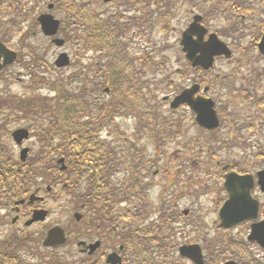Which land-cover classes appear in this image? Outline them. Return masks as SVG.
<instances>
[{"label":"trees","instance_id":"trees-1","mask_svg":"<svg viewBox=\"0 0 264 264\" xmlns=\"http://www.w3.org/2000/svg\"><path fill=\"white\" fill-rule=\"evenodd\" d=\"M63 2L67 10L74 14L79 27L83 26L84 22L90 26L92 35L90 43L96 53L103 54L100 60L105 58L107 81L113 96L109 102L105 103V107L101 106L102 115L95 117L94 108L88 101L86 91L72 93L63 84L65 80L60 79L56 85L58 94L56 103L51 104L46 100L33 99L26 102L30 105L29 111L22 109L21 103H18L19 106L15 107L22 110L13 111L12 114L20 112L25 118L29 114H34L42 120L50 114V124L47 128L42 126L39 132L43 147L48 145V148L58 153L59 156L67 157L70 164L77 161L82 167L83 163L86 165L91 163V174L83 184V188L91 191L81 192L78 195L80 198L78 203L93 205L97 209V214L105 219L115 221L118 215H122L128 221V230L123 233L127 238L123 243L129 252L126 257L130 264H174L179 243L174 238L172 222L178 217L177 213L175 211L169 214L165 211L160 212L158 222H153L151 212L146 206L139 207L137 212L129 206L121 211L117 209V206L122 203L131 204L133 197L139 196L140 183L136 179L137 174L133 168L121 187L114 182L112 172L117 168L118 162L123 163L125 156L118 155L115 151L117 147L105 141L109 140L108 138L102 140L100 135L104 129L113 128L119 131L116 121L120 118H135L140 125L139 132L156 133L160 116L156 91L162 81L155 84L153 96L149 82L143 79L149 70H152L154 77L157 78L161 66L155 57L152 60L147 57L135 59L125 41L126 33L133 28V24H138L142 29L144 22L147 23L150 17L146 15L143 19L138 18L140 21L144 20L141 24L137 22V19L125 22L124 14L118 11L104 19L92 4L88 12L83 4H78L77 0H63ZM92 2L93 0L90 1ZM121 7L146 14L148 2L147 0H122ZM183 75H186V72ZM92 88L98 89V85L94 84ZM151 97H154V102L151 101ZM40 101H43L42 106H37ZM169 124L174 133L176 123L170 121ZM139 136V133H136V139ZM119 138L128 141V145L124 146L130 151L127 160L134 165L136 158H134L133 144H131L133 139L125 135H120ZM79 149L81 152L72 157V150L79 151ZM39 156L30 159L26 164H21L11 156L10 150L6 147V161L3 156H0V208L6 207V201H11L22 193L29 192L38 180L42 183L48 182L49 176L54 173H57V179H62V173L54 169L57 164L50 155L41 160ZM76 165L77 163H74V166ZM82 175H84L83 172L76 174L79 180H83ZM68 176H70V171ZM72 181L73 179L70 182ZM17 189L19 192L16 191ZM135 235L138 239L153 236L154 240L152 242L139 241L135 248L132 240ZM208 245L211 248L210 242ZM25 247L26 244L17 239L0 237V264H29L22 253ZM56 264L62 263L57 262Z\"/></svg>","mask_w":264,"mask_h":264},{"label":"flooded vegetation","instance_id":"flooded-vegetation-1","mask_svg":"<svg viewBox=\"0 0 264 264\" xmlns=\"http://www.w3.org/2000/svg\"><path fill=\"white\" fill-rule=\"evenodd\" d=\"M41 0H0V84H6V77L9 76L10 67H6V46L19 52V63L26 62L33 66L37 63V49L32 48V41L42 36L39 17L43 14L40 7ZM179 10L182 14H187L188 19L194 18L196 15L206 19L205 26L213 29L234 52H238L237 71L241 78L238 82V89L232 90L231 93L239 95L243 93V108L239 109L234 105L228 107L231 113L230 122H232V137H237L236 147H242L246 153L237 158H233L232 171L240 176L254 175L255 183L252 192L253 199L259 202V218L256 221H247L242 224L245 228L252 229L258 223L264 221V178L260 180L258 172L264 169V0H178ZM51 4L47 5L46 12L50 9ZM21 14L20 20L16 21L12 14ZM31 16H28V15ZM12 25L18 29L17 35L12 33ZM21 36V37H20ZM15 39V40H14ZM45 44V60L46 63H54L58 52L57 49L49 43ZM14 41H18L19 45H14ZM237 91V92H235ZM0 99L6 100V90L0 91ZM242 111V113H239ZM254 114L257 123L251 122ZM256 129V132H255ZM261 131L263 134H261ZM253 133V134H252ZM151 141H134V153L137 157L147 154L146 164L138 166V170H144V178L149 181V173L153 170L154 165L150 159V143ZM139 147H147L146 150H139ZM252 149L258 151V155H252ZM242 163L244 166H236ZM258 168V169H257ZM255 169H257L255 171ZM158 178L160 172L157 171ZM153 174V176H155ZM229 188L236 189L237 194L233 196V207L251 215L256 210V205L249 197V191L253 185L250 178L239 179L231 177L229 180ZM25 205V204H24ZM29 205V204H26ZM37 206H21L15 213L18 216L17 225L21 222L26 214L32 215ZM137 209L138 205L134 204ZM106 224V223H105ZM264 229V224L260 225ZM98 230L102 239L86 240L85 245L80 249L85 253L86 257L95 261L106 260L109 254L118 252L122 255V244L120 238L109 232V226ZM115 229V228H114ZM93 229L88 228L87 233H93ZM249 237V236H248ZM243 242L242 249L234 246L232 249L238 254L244 256L249 263L256 258L258 264H264V250L255 243ZM101 241L99 250L93 255L90 254V245ZM110 244V245H108ZM122 250V251H121ZM235 255L240 258V255ZM123 256V255H122Z\"/></svg>","mask_w":264,"mask_h":264},{"label":"rangeland","instance_id":"rangeland-1","mask_svg":"<svg viewBox=\"0 0 264 264\" xmlns=\"http://www.w3.org/2000/svg\"><path fill=\"white\" fill-rule=\"evenodd\" d=\"M102 1V0H101ZM103 5V4H102ZM120 5V0H117L115 3L110 5H103V10L107 11L109 14H112L117 6ZM137 14L134 15V17H138ZM58 17L62 21L66 19V15L58 10ZM187 14H181L178 16L176 20L173 21V26L175 27L174 31L169 34L163 33L161 27L159 24H156L153 28V33L150 35V41L149 43L144 37L137 36L135 40H129L131 47L134 48L132 50L133 54H136L137 56H143L147 53H151L153 56L155 55L157 59L167 57L170 61L169 64H167V69L171 72H176L178 69H181L180 67H183V53L180 51L179 44H178V38L177 34L181 29L184 28V26L187 23L188 20ZM63 26H65V23L63 22ZM77 30L73 27L72 35H75L74 31ZM64 35V33H62ZM133 35V32L130 34ZM129 35V38H130ZM15 40V39H14ZM33 45L38 49H42L44 44L46 43V40L42 37H37L32 41ZM146 47H149L147 50ZM66 52L69 53L70 56H72V68L65 69V70H54L52 69V72L47 71L46 69L42 70L41 73L46 76V78L50 81L55 80L57 76H65L68 77L71 74H73L75 71L79 69L78 62L83 57L82 51H80L79 47L75 42H68L66 47L64 48ZM182 58V61L179 62V60ZM88 62V60H87ZM227 70V69H226ZM10 75L13 77L16 76L13 80H11L10 84H6V88L9 89L11 94H22L24 92V88L30 84L31 77H26L25 70L22 68L21 65L14 68ZM18 75V76H17ZM92 76V73L90 74ZM152 78V77H151ZM176 82H179L180 80L175 75ZM18 79H22V82H19ZM188 85V82L185 83V86ZM1 87V84H0ZM43 94H48L49 92L47 90L42 91ZM166 95H170V91L168 90H161L158 92V100L159 102H162V112L163 116L165 118H170L172 116L178 117L181 120L182 128L183 130L187 131V134L189 137L191 136H198L199 131L193 126L192 120H191V114L189 111H183L179 113H172L169 110V106L165 105L163 103V98ZM98 98L101 100V102H104L107 100L108 96L104 93H101ZM95 102L97 101V96L93 98ZM121 128H124L127 132L130 129H134L135 123L134 121L131 122H120ZM29 126V123L27 121H14L9 126L8 129H11V131L19 128V127H27ZM34 132L35 130L30 129ZM106 137H113V132L110 131V133L105 134ZM185 140L183 138L179 139L177 143H170L167 145V155L171 158L168 163L169 165H166V167L170 168V172H179V173H186V180L188 178H194L196 180V183L200 187H204L205 191L207 190L206 187L210 189L211 185L216 181L215 176V165L216 161L212 159V155L215 153V149H209L205 146H199L195 151H191L190 149L183 147ZM8 144L14 148L12 141H8ZM29 145L35 150L38 151L40 149V142L37 137H32V140L30 141ZM14 151L16 152V156L19 155L20 149L14 148ZM153 155H155V148L152 149ZM180 157V160H179ZM193 180V181H194ZM164 185L162 182L155 188L154 195L157 199V202H155V206L159 207L160 203L159 200L161 199V195L164 191ZM204 191V192H205ZM58 191H55L53 195L51 196L52 199H50V202L47 204V208L51 211V215L46 222L47 224H44L40 227H34L31 228V232L36 231L38 233V236L40 237V240L42 239L43 234L47 229L54 225H60L64 227L68 231V227L72 224V219L74 218V212H73V206L68 204V195H64L63 199L60 200H54L53 196L57 195ZM50 197V198H51ZM193 196H188L187 199H184L182 204L191 207L193 206V203L190 201ZM214 194H211L209 192L208 195H203L202 201L200 203V210L199 214L201 216H208L210 218L209 223L206 217H204L205 223L211 225L213 223V216L211 214V207L212 202L214 198ZM169 198V196H168ZM196 207V206H194ZM183 210V209H182ZM6 215L5 212H0V219ZM182 225V223L180 224ZM20 228H23V225H19ZM180 228V226H179ZM200 230H206V227L204 224L199 225ZM214 231V230H213ZM73 244L70 245L66 249H60V250H48L45 253V256H47L48 260L51 261V259L59 255L63 257L65 254L68 253V251H72L75 257H80L77 254V250ZM41 251L43 249L40 248ZM35 253V254H34ZM27 259L36 263H42L41 259L39 257V253L37 251H32V253L26 255ZM68 259L70 260L71 257L69 256Z\"/></svg>","mask_w":264,"mask_h":264},{"label":"water","instance_id":"water-1","mask_svg":"<svg viewBox=\"0 0 264 264\" xmlns=\"http://www.w3.org/2000/svg\"><path fill=\"white\" fill-rule=\"evenodd\" d=\"M42 22H43L44 30L46 31V33L54 34L55 32H57L58 26H59L58 21L53 22V21H51V19L44 17ZM184 38L187 40L188 43L191 44V42H189V40H188L189 39V33L188 32L184 34ZM186 51L188 52V57L194 62V64H197L196 59H195L197 52L192 50V49L186 50ZM203 53H204V57H208L207 61L204 64V67L207 68L212 62L213 54L212 53L209 54L208 48H206L203 51ZM68 63H69V61H68V58L66 57V55H62L61 59L59 61V65L64 66V65H67ZM191 92L192 91L185 92L182 96L178 97L176 99L175 103L173 104V106L178 107L180 104L188 102L192 106L193 109L198 111V113H199L198 122L202 126H205L209 129H213L214 126H216L218 123H217V119H216V114L213 110L212 103L210 101L198 103L196 101H192V100L187 99L188 95L186 96V94L191 93ZM27 133L28 132L26 130H19L16 133H14V137L17 141L20 142L24 138H27ZM27 152H28V150L23 151V153H22L23 158L25 157ZM226 207L222 210V214L224 216L227 214V211H228V210L224 211L226 209ZM226 226L230 227L231 225H226ZM64 243H65L64 232L60 229H56L54 231L52 230L49 233V236L45 242V245H52L53 246V245H59V244H64ZM181 252L185 256H188L191 258L193 257L194 260L198 264H201V255H200L201 249L200 248L198 249L196 246H192L189 248L183 247L181 249Z\"/></svg>","mask_w":264,"mask_h":264}]
</instances>
